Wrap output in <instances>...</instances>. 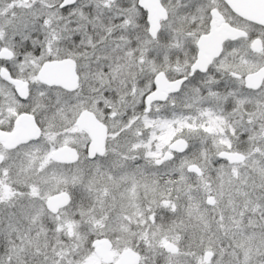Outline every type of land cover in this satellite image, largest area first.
<instances>
[{"label":"snow or ice","instance_id":"1","mask_svg":"<svg viewBox=\"0 0 264 264\" xmlns=\"http://www.w3.org/2000/svg\"><path fill=\"white\" fill-rule=\"evenodd\" d=\"M0 264H264V0H0Z\"/></svg>","mask_w":264,"mask_h":264}]
</instances>
